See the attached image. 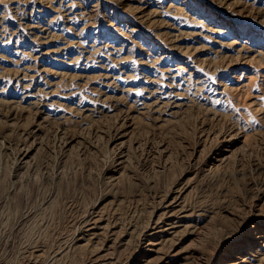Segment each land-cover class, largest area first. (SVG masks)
Segmentation results:
<instances>
[{"label": "rangeland", "instance_id": "1", "mask_svg": "<svg viewBox=\"0 0 264 264\" xmlns=\"http://www.w3.org/2000/svg\"><path fill=\"white\" fill-rule=\"evenodd\" d=\"M0 88V264H30L42 242V264H88L91 247L50 256L70 242L73 217L96 204L122 231L134 221L140 230L171 189L203 209L192 234L176 238L185 264L219 255L252 220L264 224V0H0ZM25 90L33 98L20 100ZM35 112L49 118L38 125ZM216 138L231 151L208 169ZM133 237L109 242L108 257L156 264L136 260Z\"/></svg>", "mask_w": 264, "mask_h": 264}, {"label": "bare ground", "instance_id": "2", "mask_svg": "<svg viewBox=\"0 0 264 264\" xmlns=\"http://www.w3.org/2000/svg\"><path fill=\"white\" fill-rule=\"evenodd\" d=\"M85 1V0H84ZM22 2V1H21ZM47 2V1H46ZM50 2V1H49ZM38 3V2H37ZM156 3V2H155ZM68 4V3H67ZM169 4V3H168ZM44 5V4H43ZM172 5V4H171ZM170 5V7H171ZM69 6V4H68ZM146 6V5H145ZM167 6V5H166ZM175 6V5H174ZM178 9H180L178 6H176ZM58 8V7H56ZM141 8V7H139ZM143 8V6H142ZM53 9V8H52ZM55 9V8H54ZM153 9V8H152ZM149 12L150 10H147V13L152 17H154L158 12V10ZM167 9V7L165 8ZM23 10V9H22ZM62 10V9H61ZM156 10V9H154ZM30 11V10H29ZM70 11V10H69ZM84 11V10H83ZM81 11V13L83 12ZM169 11V10H168ZM179 11V10H178ZM61 12V11H60ZM176 12V10L174 11ZM85 13V12H84ZM87 13V12H86ZM136 13V12H135ZM146 13V12H145ZM156 13V14H155ZM134 14V13H133ZM132 14V15H133ZM181 14V13H180ZM186 14V13H185ZM184 14V15H185ZM148 16V15H147ZM150 16V17H151ZM73 17V16H72ZM88 17V16H87ZM149 17V16H148ZM63 18V17H62ZM50 19V18H49ZM68 19V18H67ZM85 19V18H83ZM135 19V18H134ZM137 19V18H136ZM152 20V19H151ZM157 20V19H156ZM49 21V20H48ZM73 21V20H72ZM160 21V20H159ZM19 23V22H18ZM89 23V22H88ZM152 23V21H151ZM169 23V22H168ZM109 24V23H108ZM153 25V23H152ZM170 25V24H169ZM181 25V24H180ZM94 26V25H93ZM157 26V25H156ZM160 26V25H159ZM83 27V26H82ZM155 27V26H154ZM162 27V26H161ZM174 27V26H173ZM29 28V27H28ZM43 28V27H42ZM115 29V28H114ZM80 30V29H78ZM216 30V29H215ZM214 31V30H213ZM218 31V30H217ZM163 34V33H162ZM171 34V33H170ZM169 34V37L171 36ZM54 35V34H53ZM123 35V34H122ZM160 33L158 34V36ZM63 37V36H62ZM125 37V36H124ZM162 37V36H161ZM158 38V37H157ZM34 39V38H33ZM30 40V39H29ZM163 40V39H161ZM170 40V39H169ZM48 41V40H47ZM53 41V40H52ZM162 42V41H161ZM70 43V42H69ZM168 44V43H167ZM175 45V44H174ZM92 46V45H91ZM186 47V46H185ZM183 48V47H182ZM171 49V48H170ZM189 49V48H188ZM187 49V51H188ZM191 49V48H190ZM6 50V49H5ZM96 50V49H95ZM218 50V49H217ZM48 51V49H47ZM52 51H54L52 49ZM58 51V50H57ZM98 51V50H97ZM248 51V50H247ZM95 52V51H93ZM27 53V52H26ZM34 53V52H33ZM46 53V52H45ZM48 53V52H47ZM111 53V52H110ZM187 53V52H186ZM57 54V53H56ZM59 54V53H58ZM216 54V53H215ZM184 55V54H183ZM225 55V54H224ZM32 55H30L31 57ZM236 56V55H235ZM37 57V56H36ZM123 57V56H122ZM51 58V57H50ZM78 58V57H77ZM120 58V57H119ZM125 58V57H124ZM253 58V57H252ZM136 59V58H135ZM163 59V58H162ZM11 60V59H10ZM115 60V59H114ZM128 60V59H127ZM194 60V59H193ZM124 61V60H123ZM141 61V60H140ZM248 61V60H247ZM10 62V61H9ZM122 62V61H121ZM143 63V62H142ZM146 63V62H145ZM38 64V63H37ZM150 64V63H149ZM202 64V63H201ZM40 65V64H39ZM197 65V64H196ZM144 66V65H143ZM64 67V66H63ZM75 67V66H74ZM150 67V66H149ZM182 67V66H181ZM28 68H30L28 66ZM34 68V67H33ZM45 68V67H44ZM48 68V67H47ZM46 68V69H47ZM6 69V68H5ZM27 69V68H26ZM41 69V68H40ZM17 70V69H16ZM30 70V69H29ZM32 70V68H31ZM186 70V69H185ZM13 71V70H12ZM21 71V70H20ZM106 71V69H105ZM11 72V71H10ZM53 72V71H52ZM59 72V71H58ZM22 73H24L22 71ZM39 73V72H38ZM42 73V72H41ZM44 74V72H43ZM49 70H48V73ZM53 74V73H51ZM57 74V72H56ZM55 74V75H56ZM61 74V73H60ZM104 74V73H103ZM59 75V74H58ZM62 75V74H61ZM60 75V76H61ZM75 75V74H74ZM95 75V74H94ZM29 76V75H28ZM35 76V74H34ZM33 76V77H34ZM106 76V74H105ZM104 76V77H105ZM109 76V75H108ZM159 76V75H158ZM172 76V75H171ZM20 77V76H19ZM31 77V74H30ZM32 77V78H33ZM41 77V76H40ZM44 77V76H43ZM66 77V76H65ZM133 77V76H131ZM27 78V77H26ZM31 78V79H32ZM129 78V77H128ZM256 78V77H255ZM19 79V78H18ZM25 79V78H23ZM22 79V80H23ZM29 80V77L27 78ZM80 79V77H79ZM33 81V80H32ZM150 81V80H149ZM55 82V81H54ZM86 82V81H85ZM42 83V82H41ZM46 83V80H45ZM48 83V82H47ZM58 83V82H57ZM64 83V82H63ZM112 83V81H111ZM110 83V84H111ZM51 85L52 83L49 82ZM108 84V83H107ZM106 84V85H107ZM108 84V85H110ZM25 85V84H24ZM38 85V84H37ZM49 85V86H50ZM23 86V85H22ZM29 86V85H28ZM83 86V85H82ZM171 86V85H170ZM239 86V85H238ZM30 87V86H29ZM40 87V86H39ZM48 87V86H47ZM25 88V86H24ZM46 88V87H45ZM244 88V87H243ZM1 89V88H0ZM53 89V88H52ZM57 89V88H56ZM127 89V88H126ZM129 89V88H128ZM196 89V88H195ZM205 89V88H204ZM233 89V88H232ZM231 89V90H232ZM4 90V89H2ZM37 90V89H35ZM38 90H41L38 89ZM43 90V89H42ZM41 90V91H42ZM58 90V89H57ZM75 91V90H74ZM124 91V90H123ZM224 91V90H223ZM36 92V91H35ZM49 92V91H48ZM222 92V91H221ZM45 93V92H44ZM151 93V92H150ZM153 93V92H152ZM32 94V93H31ZM34 94V93H33ZM36 94V93H35ZM41 94V93H40ZM167 94V93H166ZM45 95V94H43ZM5 96V95H4ZM20 96V95H19ZM35 96V95H34ZM38 96V95H37ZM35 96V100L36 97ZM211 96V95H210ZM33 98V95H30L28 91H23L21 93V98ZM47 98V97H46ZM41 100V98H38ZM119 99V98H118ZM43 100V99H42ZM50 100V99H48ZM95 100V99H94ZM14 101V100H12ZM102 101V100H101ZM169 101V100H168ZM52 102V101H51ZM192 102V101H191ZM9 105H12L15 107V105H20L18 101L11 102L7 101L6 102ZM123 103V102H122ZM157 102H155L156 104ZM162 103V102H161ZM164 103V102H163ZM167 103V102H166ZM171 103V102H170ZM15 104V105H14ZM30 104L33 106V102L30 101ZM43 104V103H42ZM145 104V103H144ZM144 106L143 108H146L148 105ZM173 107L175 109H179L181 107V103H174ZM45 105V103H44ZM47 105V104H46ZM59 105V104H58ZM154 105V104H153ZM171 105V104H170ZM23 106V105H22ZM38 106V105H37ZM40 106V105H39ZM164 106V105H163ZM186 106V105H185ZM31 107V106H30ZM47 107V106H46ZM134 107V106H133ZM165 107V106H164ZM32 108V107H31ZM114 108V107H113ZM155 108V107H154ZM36 109V108H35ZM182 109V108H181ZM70 110V109H69ZM78 110V109H77ZM155 110V109H154ZM158 110V109H157ZM257 110V107H256ZM261 110V109H260ZM73 111V110H72ZM166 111V110H165ZM30 112V111H29ZM82 112V111H81ZM177 112V110H176ZM128 113V112H127ZM175 112H171V114H174ZM41 114V113H40ZM40 114L38 112H35V118L39 120L40 122L38 125H42V122H46V120L49 118L48 116H42L43 118H39ZM229 114V113H227ZM226 114V115H227ZM39 115V116H38ZM38 116V117H37ZM48 117V118H47ZM221 117V116H220ZM225 117V116H223ZM132 118V117H131ZM66 121V120H65ZM133 123V122H132ZM39 127V126H38ZM117 128V127H116ZM131 128V125L127 124H122L119 126L116 130L115 133L120 135L121 137L124 135L122 134L123 131H126V129ZM133 129V127H132ZM129 131V130H128ZM126 134V133H125ZM216 135V134H215ZM219 135V134H217ZM130 136V135H129ZM221 136V135H220ZM120 138V137H119ZM214 139V138H213ZM231 140V139H230ZM233 140V139H232ZM215 141V140H214ZM65 143V142H64ZM67 143V142H66ZM124 141H120L119 143L116 144L117 149L120 150L118 156L116 157V163L119 167H122L121 164L124 162V155L122 148L125 147ZM218 143L216 147L214 148L213 151V156H211L210 159H207L205 161V167L208 169H211L212 167L217 166V164H220L224 162L228 154L230 153V148L231 145L227 141L221 140L219 141L218 138H216V142ZM125 150V149H124ZM29 150L25 149L23 152L20 154V161L17 163V165L14 167L12 173H10L12 179H13V187H21L22 186V179L18 178L17 172L21 167H24L23 164L26 162L24 160L28 159L29 156ZM116 153V152H115ZM111 160V159H110ZM126 160V158H125ZM113 162V161H112ZM121 165V166H120ZM27 166V165H26ZM116 166V165H115ZM28 168V167H27ZM11 170V169H10ZM124 170V169H123ZM112 172V171H111ZM123 173V172H122ZM121 173V175H122ZM21 175V174H20ZM118 178V176H117ZM115 177L113 175H110L109 177H105V184L111 185L115 181ZM119 179V178H118ZM117 180V179H116ZM120 180V179H119ZM117 183V182H116ZM104 185V184H103ZM106 185V186H107ZM115 185V184H114ZM2 186V185H1ZM105 186V185H104ZM109 189V188H108ZM56 190V189H55ZM181 190V189H180ZM177 190V189H171L170 191L166 192L164 195H162L161 199L159 200V206H156L150 213V215L147 218V222L141 226L140 230L138 227L134 226L137 224L134 221V225L127 226L126 228L124 227L125 231H122L119 227V219L114 218L111 215H108V213L103 212L100 208L97 207L96 204H94V207H92L89 210H86L87 208H84L86 211H83L82 209V215L77 219L73 217V221L70 222L72 223L70 226H72L73 232L71 234V239L70 242L64 244L63 246L58 247L55 249L53 254H50V257L53 260H61L62 258H66L67 256L70 257V255L74 254L75 252L87 249L91 247L92 251H90L89 258L86 260L88 264H119L118 261L112 256L108 257L110 254L109 249L113 246L110 244L111 242L114 241L115 238H122L121 244L128 243L131 237L134 235V237L137 240V244H135V254L139 256V259L136 260H142V259H148L156 262V264H185L188 261V255L183 252H178L175 251V245H176V238L179 240L178 234L181 232H186V234L193 232L192 227V222L194 221V218L200 215V211L203 209L199 208H194V206H190L187 202L186 197L183 195L184 190ZM18 191V190H17ZM53 191V190H52ZM58 193V192H56ZM53 196V195H52ZM57 199V198H56ZM41 201V200H40ZM52 202H55V196L49 197L47 200H45L41 206L43 207V210H47L49 207H51ZM32 203V202H31ZM30 203V204H31ZM38 203V202H37ZM94 203V202H93ZM97 203V202H96ZM54 204V203H53ZM56 205V204H55ZM87 206V205H86ZM90 206V205H89ZM93 206V205H92ZM32 207V206H31ZM57 207V206H56ZM63 207V206H62ZM34 209V208H33ZM41 209V208H40ZM58 209V208H56ZM65 209V208H64ZM28 210V209H27ZM43 211V212H44ZM54 211V210H53ZM205 211V210H204ZM33 212V211H32ZM35 212V211H34ZM42 212V213H43ZM52 212V209H51ZM55 212V211H54ZM213 212V211H212ZM22 213V212H21ZM39 213V212H38ZM57 213V212H56ZM24 214V213H23ZM31 214V211L28 210L24 215H29ZM54 214V213H53ZM203 214V213H202ZM32 215V214H31ZM43 215H45L43 213ZM78 215V214H77ZM75 216V215H74ZM205 216V215H204ZM207 216V215H206ZM257 216V215H256ZM27 217V216H26ZM38 217V215H37ZM54 217V216H53ZM42 218V217H41ZM52 218V217H51ZM201 218V217H200ZM210 218V217H209ZM251 218V217H250ZM255 220V219H254ZM41 221V220H40ZM132 221V220H131ZM42 222V221H41ZM39 223V222H38ZM121 223V222H120ZM194 223V222H193ZM133 224V223H132ZM43 225V224H42ZM126 226V225H125ZM247 226V225H246ZM259 224L257 222H249L247 226V230L244 233H241L235 237H232V239L235 240L233 244H230V246L226 247L224 250H222L219 255L215 256H208V257H200L201 264H264V224L257 229ZM43 227V226H42ZM68 227V226H67ZM123 227V226H122ZM196 227V226H194ZM44 229V228H43ZM138 229V230H137ZM43 231V230H42ZM41 232V229H40ZM195 232V231H194ZM42 233V232H41ZM180 233V234H181ZM185 234V233H183ZM182 234V236H183ZM192 234V233H191ZM101 235H105V237H108L109 240L107 241L108 243L106 245H97L100 242L99 238H101ZM100 236V237H99ZM180 236V235H179ZM104 237V238H105ZM132 239H135V238ZM231 237V236H230ZM229 237V238H230ZM64 239V238H63ZM62 239V241H63ZM35 240V239H34ZM65 240V239H64ZM99 240V241H98ZM229 240V239H227ZM31 241V240H30ZM61 241V240H60ZM98 241V243H97ZM35 242V241H34ZM65 242V241H64ZM110 242V243H109ZM131 242V241H130ZM129 242V243H130ZM44 243V242H42ZM35 246L33 247V253L35 258L32 259L30 264H42V256H43V247L42 246ZM58 242H55V244ZM136 243V242H135ZM30 244V242H29ZM34 244V243H33ZM39 244V245H40ZM52 244V243H51ZM104 244V243H103ZM166 244H169L170 250L166 251V253H162V249ZM58 245V244H57ZM61 245V244H60ZM97 245V246H95ZM131 245V244H130ZM33 246V245H31ZM53 246V245H52ZM103 246H106L105 248ZM57 247V246H56ZM166 247V246H165ZM52 248V247H51ZM96 248V249H93ZM113 249V248H112ZM53 250V248H52ZM96 250V251H94ZM115 250V249H113ZM88 251V252H89ZM53 252V251H52ZM93 252V253H92ZM108 252V253H107ZM112 254V251H111ZM87 255V256H88ZM117 256L119 255L118 253L116 254ZM133 255V257H134ZM119 257V256H118ZM49 258V259H50ZM48 259V261H49ZM135 259V258H134ZM63 260V259H62ZM44 261V258H43ZM120 261V260H119ZM54 262V261H53ZM52 262V263H53ZM61 262V261H59ZM48 263V262H47ZM51 263V262H50ZM56 263V262H55ZM122 264V263H121ZM123 264H129L127 261H124Z\"/></svg>", "mask_w": 264, "mask_h": 264}]
</instances>
